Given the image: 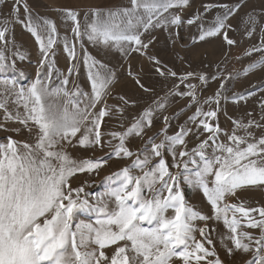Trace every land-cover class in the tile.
Here are the masks:
<instances>
[{
  "label": "snow or ice",
  "instance_id": "6c2138e0",
  "mask_svg": "<svg viewBox=\"0 0 264 264\" xmlns=\"http://www.w3.org/2000/svg\"><path fill=\"white\" fill-rule=\"evenodd\" d=\"M190 5L191 0H129V6L118 11L89 9L84 13L83 30L78 11H59L66 22H72L75 40L87 36L90 42L115 47L125 57L132 53L146 56L159 76L178 78L181 84L191 79L206 84L209 78L206 74L186 72L178 76L170 68L165 70L166 66H161L159 60L147 56L155 37L142 39L157 28H173L175 37L179 38V30L196 24L203 14L197 12L185 20L179 12L173 14L169 10L182 12ZM245 6L240 0L231 5H202L204 13L213 8L222 11L210 27L200 26L199 41L220 37L229 48L237 45L229 37V31H235L229 21ZM21 7L23 19L19 15ZM4 8L10 9L11 23H23L35 38L42 54L39 67L48 71L43 76L38 71L27 89L19 87L15 79L0 81V111L4 113L0 130L9 131L5 125L11 121L33 136L32 142L8 137L6 143H0V264H175L176 260L181 264H225L210 238L215 229L208 228L209 220L222 221L227 229L220 240L227 257L235 259L237 254H250L251 258L243 264H264V207H246L243 201L227 202L229 197L239 200L240 190L264 191V133L256 138L250 131L264 129V123L233 120L230 135L218 123H213L218 120L221 99H228L223 96V80L237 77L214 76L222 82L215 95L204 101L199 99L196 85L192 83L186 85L187 92L177 93L189 98V108L196 106L187 123L195 126L197 139L208 134L191 150L185 137L192 133V128L181 126L175 135L167 134L169 118L163 115L167 107L163 98L145 109L125 132H110L111 139L105 140L101 132L104 118L113 109L121 115L124 112L123 107L108 105L106 100L116 80L115 72L101 71L105 66L97 67L98 62L85 52L82 62L87 69L91 93L82 92L78 84L70 91L67 86L79 74V63L75 43L70 44L65 38L64 48L71 63L66 74L57 72L59 84L53 85L54 62L50 53L57 44L55 21L36 22L23 0H0V10ZM4 23L7 25L9 21ZM244 25L243 36L249 40L258 36V44L248 49L246 55L264 53V13L260 16L248 13ZM9 31L7 26L0 27V43L5 47L9 43L6 35ZM14 55L23 59L19 52ZM7 60L5 51L0 49V72L14 69V62L8 64ZM262 65L264 60L251 64L244 74ZM128 75L144 92L151 91L131 71L130 65ZM113 98L123 105L130 103L124 96ZM244 98L242 95L231 97L233 102ZM10 103L16 106L15 114L9 111ZM98 104L102 107L96 110ZM260 108L264 120V101L260 102ZM157 112L161 113L164 123L160 133L149 137L138 152L126 147L128 137H143L145 129L153 126ZM82 128L86 131L78 140L80 147L103 150L108 145L113 148L105 154L110 159L136 157L131 169L125 167L105 177L104 192L92 202L85 192V187L91 185L85 181L73 188L71 180L78 173L99 175L108 160L104 157L74 160L67 154L64 144H71ZM13 131L19 134L21 128ZM238 131L244 134L237 135ZM222 132L227 143L218 142ZM160 135L163 139L157 143ZM113 140L119 143L112 145ZM209 147H213L211 157L207 155ZM164 149L172 156L171 165L163 157ZM190 164L196 167L194 173ZM173 167L177 169L175 173L170 171ZM132 169H138L141 174L133 175ZM181 177L186 184L195 185L203 192L211 206V216L187 204L180 188ZM169 210L174 214L169 216ZM81 214L91 219L76 222ZM196 221L204 222V227H198ZM244 228L258 230L259 235ZM197 232L202 240L196 239Z\"/></svg>",
  "mask_w": 264,
  "mask_h": 264
},
{
  "label": "rangeland",
  "instance_id": "374dc122",
  "mask_svg": "<svg viewBox=\"0 0 264 264\" xmlns=\"http://www.w3.org/2000/svg\"><path fill=\"white\" fill-rule=\"evenodd\" d=\"M236 2L237 0H191L190 7L184 9L182 12L178 9L169 10L173 14L179 12L185 20L194 16L197 12L203 14L202 19L198 20L196 24L182 27L179 30V38L175 37V29L173 28L167 30L157 28L151 31L150 34H145V36L142 37L145 41L151 39L153 36L155 37V40L150 44L147 50V56H152L159 60L161 66H166L165 70L170 68L172 71L177 72L178 76L186 72H195L197 74H206L209 77L206 84H202L198 79H191L181 84L178 78L159 76L154 70V65L146 56L132 53L130 56L125 57L115 47L105 46L102 43L90 42L87 36H83L80 40H75L71 31L72 22H66L63 19L62 12L56 10L54 7L55 5L46 3L43 0H23V3L27 4L31 16L36 22L42 23L43 19H50L56 23L58 32L57 44L53 48V53H50L51 59L54 62L52 65L53 85L59 84V81L56 79L57 72L66 74L71 63L68 53L64 48L65 38H67L70 44L75 43L77 62L79 63V74L74 75L71 78L73 83L67 86L70 91L78 84L82 92L91 93L87 69L82 62V57L85 52L98 62L97 67L101 64L105 66L101 71L107 70L115 72L116 80L111 85L110 94L106 97V100L108 105H120L124 108V112L121 115L113 109L112 113L104 118L101 125V132L105 140L111 139L108 135L110 132H125L134 122V119L139 117L145 109L149 106H153L154 101L163 98L167 105L163 115L169 118L167 134L170 136L175 135L181 126L193 129L192 133L185 137L188 150L196 147L200 141L204 140L208 135L204 133L197 139L195 126L191 123H187L189 116L193 115L195 112L196 106L189 108V98L177 93L187 92L188 88L186 85L188 83L196 85L197 95L201 101H204L208 97L215 95L222 82V79L213 78L214 76L227 77L231 74L237 77L236 79L223 80L225 83L223 96L228 97V99H221L218 120L213 121V123H218L223 132H227L229 135L234 128L232 123L233 120H239L244 123H247L249 120H255L264 123V120L261 119L262 110L260 108V102L264 101V65L248 72L247 75L244 74V70L248 68L249 65L264 60V53H253L251 56L246 55L248 49L258 44V36H253L251 40L243 36L245 28L244 18L248 13L253 14L254 12L253 15L258 16L264 13V0H240L241 3H246V6L241 9L237 16L229 21L235 29L232 39L241 40L240 42L237 41V45L229 48L222 39V42H220V39L217 41L218 37L210 38L211 41L205 43L198 39L200 26L204 24L207 25V28L209 25L211 26L215 16L222 11L219 8H213L212 11L204 13L202 5L206 3H228L231 5ZM257 9L259 12L254 11ZM84 13L85 12L80 13L82 30L84 25ZM19 15L21 19L24 18L25 14L22 7ZM12 19L13 17L10 15L9 8L0 10V27L7 26L10 28V31L6 34L9 43L6 47L0 43V49L5 51L8 57V64L14 62V69H10L7 72H0V81L4 79H15L19 87L27 89L37 78L38 71H40L43 76L47 73L48 69H41L39 67L42 54L35 38L26 30L23 23L13 24L11 23ZM5 20L9 21L7 25L4 23ZM241 28L242 35L240 34ZM231 32L232 31H229V34ZM17 52L23 55V59L14 55V53ZM180 57H183V59L181 60ZM129 65L131 66V71L139 76L141 83L146 88L151 89V91L144 92L135 84L128 75ZM237 74L239 75L237 76ZM233 95H242L245 98L239 102H233L231 99ZM117 96L126 97L130 103L128 105H123L121 101L113 98ZM201 106L205 111L208 110L207 105L202 104ZM101 107L102 105L98 104L96 110H99ZM213 107H216V105H213ZM8 108L10 112L15 114L16 106L14 104L10 103ZM19 111L23 114L24 110L20 108ZM249 113H251V115H249ZM3 122L4 113L0 111V123ZM5 127H7L9 131L0 130V143H6L8 137L17 141L32 142L33 136L30 135L26 129H23L21 125L9 121ZM163 127L164 123L161 113L157 112L153 117V126L150 129H145L143 137H136L134 135L128 137L126 140V147L133 152H138L145 147L148 138L159 134ZM16 128H21L19 134L13 131V129ZM85 131L86 130L82 128L81 132L77 133V136L72 138L71 144L65 143L64 150L74 160L84 158L95 160L99 157H104V159L108 160V163L99 170V175L95 173L92 175L88 173H78L77 176L73 177L71 180V186L73 188L83 185L85 181L91 185L90 187H85V192L89 193L88 199L92 202L95 196L104 192L105 185L103 182L105 177L125 167L131 169L136 157L133 156L128 159H110L105 154L113 151V148L108 145H106L103 150L80 147L78 140L85 134ZM250 131L254 133L256 138H259V136L264 133V129H250ZM223 132L218 142L227 143V137L223 135ZM243 134V131L237 132V135ZM162 139L163 136L160 135L156 142L159 143ZM118 143V140L112 141V145ZM162 152L164 159L171 165V154L167 149L162 150ZM207 155L209 157L213 155V147L207 149ZM185 159H187V157H185ZM196 159L199 160V157H196ZM189 168L193 173L196 171L194 165L190 164ZM170 171L175 173L177 169L173 167L170 168ZM132 174L140 175L141 173L138 169H132ZM191 178L193 180L195 179L194 176ZM180 188L189 206L203 215H212L211 206L198 187L186 184L183 177H181ZM238 194L240 196L239 200L234 197H229L227 202L240 203L243 201L246 207H264V191L256 189L240 190ZM173 214L172 210H169L168 215L171 216ZM80 219L89 220L91 218L81 214L76 222H79ZM195 223L198 227H204V222L196 221ZM207 224L209 229H215V231L211 232L210 238L213 240L217 253L225 264H243L244 260L251 258L250 254L247 256L237 254L235 259L227 257L224 246L220 243L221 237L227 234V229L224 227L222 221L216 222L214 220H209ZM243 230L249 231L255 236L259 235L258 230L255 229L244 228ZM195 235L197 240L203 239L198 232ZM175 264H181V262L176 260Z\"/></svg>",
  "mask_w": 264,
  "mask_h": 264
},
{
  "label": "crops",
  "instance_id": "0c3cea01",
  "mask_svg": "<svg viewBox=\"0 0 264 264\" xmlns=\"http://www.w3.org/2000/svg\"><path fill=\"white\" fill-rule=\"evenodd\" d=\"M43 1L55 5L54 7L56 8V10L71 9L73 11H78L80 13L86 12L89 9H100L102 11H108V10H120L124 7L129 6V0H43ZM254 11L259 12L258 9ZM206 26H207L206 24L203 25L204 28H207ZM208 27H210V25ZM240 31H241L240 34L242 35V28L240 29ZM229 37L233 38V31L229 34ZM219 39L220 42H222L220 37H218L217 41H219ZM235 40L238 42L241 41L238 39ZM207 41H211L210 38L202 42L205 43Z\"/></svg>",
  "mask_w": 264,
  "mask_h": 264
}]
</instances>
